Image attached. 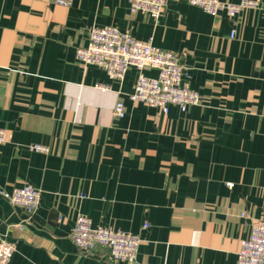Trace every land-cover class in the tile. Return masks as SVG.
I'll return each instance as SVG.
<instances>
[{"label": "crops", "instance_id": "obj_1", "mask_svg": "<svg viewBox=\"0 0 264 264\" xmlns=\"http://www.w3.org/2000/svg\"><path fill=\"white\" fill-rule=\"evenodd\" d=\"M257 1L235 17L169 1L155 20L127 0H0V236L15 244L9 264H125L106 247L76 246L78 214L138 235L145 264H237L241 241L264 220ZM92 26L178 54L200 102L167 113L133 102L135 68L113 80L76 58ZM118 101L123 117L113 114ZM26 183L41 190L31 216L1 193Z\"/></svg>", "mask_w": 264, "mask_h": 264}, {"label": "built area", "instance_id": "obj_2", "mask_svg": "<svg viewBox=\"0 0 264 264\" xmlns=\"http://www.w3.org/2000/svg\"><path fill=\"white\" fill-rule=\"evenodd\" d=\"M58 4L70 5L71 0H55ZM131 12L143 11L157 20L169 1H184L198 6L209 14L225 12L235 17L244 8H255L257 0H127ZM231 37L236 35L235 29ZM76 58L85 64L102 67L109 78L122 80L130 68L137 70V78L133 91L129 94L133 102H143L158 108L164 113L171 105L179 106L185 111L190 105L198 104L200 93L189 85V72L181 63L178 54L172 50L154 45L150 40H141L129 32H123L113 26H92L86 46L78 47ZM146 69L157 71L156 76L145 73ZM102 88L107 86L100 85ZM126 113L123 102L118 101L113 110L116 117ZM7 141V130L0 127V144ZM30 150L48 152L49 148L42 144H30ZM233 187V182H228ZM14 205L21 207L33 215L41 200V190L33 184L16 186L11 191H1ZM242 215H244L242 213ZM29 219V217H28ZM19 227H22L20 225ZM73 241L85 252L98 246L108 248L110 256L125 264H145L138 259L140 237L136 234L115 230L108 226H94L92 220L78 214L73 227ZM15 251V244L0 236V264H9ZM237 264H264V220L253 224L251 233L241 241L237 256Z\"/></svg>", "mask_w": 264, "mask_h": 264}]
</instances>
